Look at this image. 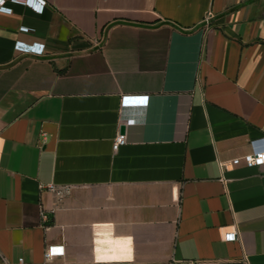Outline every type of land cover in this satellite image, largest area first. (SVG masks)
Instances as JSON below:
<instances>
[{"label": "crops", "instance_id": "obj_1", "mask_svg": "<svg viewBox=\"0 0 264 264\" xmlns=\"http://www.w3.org/2000/svg\"><path fill=\"white\" fill-rule=\"evenodd\" d=\"M46 2L0 12V264H264V0Z\"/></svg>", "mask_w": 264, "mask_h": 264}, {"label": "built area", "instance_id": "obj_2", "mask_svg": "<svg viewBox=\"0 0 264 264\" xmlns=\"http://www.w3.org/2000/svg\"><path fill=\"white\" fill-rule=\"evenodd\" d=\"M13 3L26 5L31 9H33L34 11H36L37 13H42L47 5L46 0H0V12L11 13L12 8L9 5ZM211 18H212V12L210 11L207 13L204 21L206 23H209ZM23 30H27V28L23 27ZM15 49L23 53H30L36 55L45 54V47L43 44L30 45L23 42H17L15 44ZM125 143H126V137L122 134H119L114 140V144H113L114 151H117ZM242 162H244L247 166L264 165V152L248 154L233 160L234 165H239ZM50 189L52 191H57L58 194H61V191L58 190V188L55 185H51ZM42 216L44 219L47 217L44 211H42ZM237 238H238V233L236 231L229 232L225 235L226 241H235L237 240ZM64 253H65V247L63 245H51L47 247L44 254L45 261L43 264H50L52 261H54L55 258L63 256ZM2 264H11V263L4 260ZM16 264H28V263H26L25 259L21 257Z\"/></svg>", "mask_w": 264, "mask_h": 264}]
</instances>
